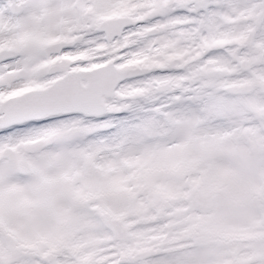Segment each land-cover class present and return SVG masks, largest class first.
<instances>
[{
	"label": "snow or ice",
	"instance_id": "6c2138e0",
	"mask_svg": "<svg viewBox=\"0 0 264 264\" xmlns=\"http://www.w3.org/2000/svg\"><path fill=\"white\" fill-rule=\"evenodd\" d=\"M0 264H264V0H0Z\"/></svg>",
	"mask_w": 264,
	"mask_h": 264
}]
</instances>
